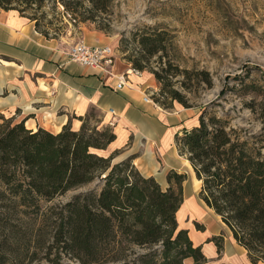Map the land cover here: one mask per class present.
<instances>
[{"label": "trees", "instance_id": "16d2710c", "mask_svg": "<svg viewBox=\"0 0 264 264\" xmlns=\"http://www.w3.org/2000/svg\"><path fill=\"white\" fill-rule=\"evenodd\" d=\"M111 2L0 0V9L16 11L33 22L40 35L56 39L64 28L54 27L55 37L49 38L53 22L40 21L46 3L60 6L74 23L77 18L84 23L91 14L106 13ZM147 40L140 42L145 45ZM155 42L150 55L161 51V41ZM131 63L133 69L143 70ZM184 74L190 81V74ZM196 76L210 87L207 73ZM161 93L183 104L175 91L163 88ZM160 105L170 108L165 102ZM84 118H79L77 131L68 124L54 134L28 130L23 121L0 116V217L56 216L55 235L42 257L49 264H62L63 256L80 264H126L131 257L130 264H207L201 248L177 222L187 175L171 170L163 189L154 178L140 174L132 157L115 162L119 151L106 155L116 138L113 129L99 127L102 120L91 125ZM174 144L201 184L199 199L229 228L251 264L264 263V137L245 138L228 119L201 112L198 124L177 134ZM95 181L100 182L98 191L52 205L67 192ZM211 241L220 253L222 237ZM133 248L148 252L133 255Z\"/></svg>", "mask_w": 264, "mask_h": 264}, {"label": "rangeland", "instance_id": "374dc122", "mask_svg": "<svg viewBox=\"0 0 264 264\" xmlns=\"http://www.w3.org/2000/svg\"><path fill=\"white\" fill-rule=\"evenodd\" d=\"M44 11L46 20L42 18L41 24L46 25L47 21L54 24L48 30L49 38L55 37L51 29L64 28L56 40L64 43L65 54L75 43H85L82 33L86 29L110 38L116 62L124 68L121 75H125V86L129 85L131 73L154 80L155 84L146 92L148 102L153 105L167 112L175 106L190 109L198 117L201 112L207 116L215 114L228 119L245 138L264 137V0H112L106 13L91 14L87 16L91 19L84 23L79 18L74 23L60 6L55 9L46 3ZM142 39H148L145 45L141 44ZM158 39L161 51L150 55L149 50ZM131 62L141 65L143 70L133 69ZM187 72L190 81L184 74ZM199 73L209 75L210 87L196 80ZM163 88L175 91L183 104L162 94ZM162 102L170 108L161 107ZM87 118L91 125L102 120L95 108L87 112L84 119ZM172 147L168 151L171 162L177 171L187 175L188 199H198V186L193 182L191 171ZM99 189L100 182L95 181L67 192L52 205H63L75 195ZM187 223H193L199 231L210 230L207 233L220 231L207 213L203 217L179 216L182 229ZM56 224V216L0 217V264H49L42 257L53 240ZM219 237L223 239L224 234ZM153 250L159 251L160 247ZM147 252L132 249L133 255ZM52 253L50 257L54 258L55 251ZM62 264L80 263L63 256Z\"/></svg>", "mask_w": 264, "mask_h": 264}, {"label": "crops", "instance_id": "0c3cea01", "mask_svg": "<svg viewBox=\"0 0 264 264\" xmlns=\"http://www.w3.org/2000/svg\"><path fill=\"white\" fill-rule=\"evenodd\" d=\"M82 36L89 46L112 44L110 38L96 30L86 29ZM65 51L62 41L43 37L33 22L16 11L0 9V116L23 121L28 130L41 128L55 134L68 124L77 131L81 126L79 118L95 108L104 126L113 122L110 128L116 135L105 154L119 151L115 162L132 157L141 175L154 178L166 189L168 173H180L168 151L178 133L198 124L197 112L176 106L167 112L145 101L149 96L146 92L155 84L151 77L131 73L129 85L117 90L118 77L124 73L122 63L115 62L103 73L69 61ZM175 148L172 147L174 152ZM185 183L183 203L177 212L178 225L179 216L203 217L207 213L220 229V234L207 233L210 230H196L193 223L183 228L189 232L193 245L201 248L207 264H251L247 252L233 240L220 217L199 197L188 199ZM198 184L196 194L201 187ZM179 228L182 229L180 225ZM221 232L224 237L219 254L211 239Z\"/></svg>", "mask_w": 264, "mask_h": 264}, {"label": "built area", "instance_id": "2783aa9c", "mask_svg": "<svg viewBox=\"0 0 264 264\" xmlns=\"http://www.w3.org/2000/svg\"><path fill=\"white\" fill-rule=\"evenodd\" d=\"M69 61L77 64L80 67L89 68L92 70H99L107 73L115 65V52L110 46H88L83 41L75 43L71 49L66 53ZM126 85L125 75L118 78L117 88L120 89ZM145 101H150L148 96L144 98ZM112 126L113 122L110 121Z\"/></svg>", "mask_w": 264, "mask_h": 264}, {"label": "bare ground", "instance_id": "6f19581e", "mask_svg": "<svg viewBox=\"0 0 264 264\" xmlns=\"http://www.w3.org/2000/svg\"><path fill=\"white\" fill-rule=\"evenodd\" d=\"M185 163H186V165L188 166V168H189V170L191 171V175H192V179H193V182L194 183H196L197 184V186H199V181H197L196 179H195V177H194V175H193V172H192V169H191V167H190V165H189V163L185 160Z\"/></svg>", "mask_w": 264, "mask_h": 264}]
</instances>
